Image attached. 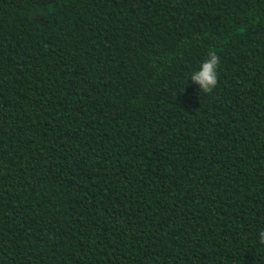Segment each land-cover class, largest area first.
<instances>
[{
	"label": "trees",
	"instance_id": "trees-1",
	"mask_svg": "<svg viewBox=\"0 0 264 264\" xmlns=\"http://www.w3.org/2000/svg\"><path fill=\"white\" fill-rule=\"evenodd\" d=\"M260 231L264 0H0V264H264Z\"/></svg>",
	"mask_w": 264,
	"mask_h": 264
},
{
	"label": "clouds",
	"instance_id": "clouds-1",
	"mask_svg": "<svg viewBox=\"0 0 264 264\" xmlns=\"http://www.w3.org/2000/svg\"><path fill=\"white\" fill-rule=\"evenodd\" d=\"M221 63L220 55L215 51H209L199 68L192 73L191 81L197 83L203 93H212L219 83ZM258 236L260 243L264 244V231H260Z\"/></svg>",
	"mask_w": 264,
	"mask_h": 264
}]
</instances>
